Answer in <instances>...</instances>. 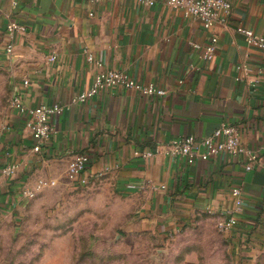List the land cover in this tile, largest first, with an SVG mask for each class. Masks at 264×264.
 Wrapping results in <instances>:
<instances>
[{
    "label": "crops",
    "instance_id": "1",
    "mask_svg": "<svg viewBox=\"0 0 264 264\" xmlns=\"http://www.w3.org/2000/svg\"><path fill=\"white\" fill-rule=\"evenodd\" d=\"M168 1L147 6L137 0H0V74L7 77L11 99L64 107L51 119V140L36 152L26 116L10 104L0 130V172L10 162L19 168L0 186V212L22 211L30 201L23 190L38 178L56 179L57 185L69 180V163L86 153L88 185L130 205L131 230L162 236L200 225L217 230L221 219L235 214L236 226L218 230L234 264H256L264 255V49L249 46L237 27L264 35V0H230L229 25L209 29ZM11 21L25 31L9 53ZM212 36L218 38L217 52L206 61L192 43L205 46ZM86 51L104 69L127 72L166 94L111 86L76 100L100 70ZM223 123L237 126L245 146L258 153L253 169H246L243 155L223 153L188 164L164 150L172 139L203 138ZM147 150L155 154L137 153ZM130 183L146 188L130 189ZM235 187L242 189L239 210L231 194Z\"/></svg>",
    "mask_w": 264,
    "mask_h": 264
},
{
    "label": "rangeland",
    "instance_id": "2",
    "mask_svg": "<svg viewBox=\"0 0 264 264\" xmlns=\"http://www.w3.org/2000/svg\"><path fill=\"white\" fill-rule=\"evenodd\" d=\"M6 80L0 74V130L11 102ZM115 199L104 187L67 180L22 211L0 212V264H234L226 238L211 225L165 236L134 231L130 205Z\"/></svg>",
    "mask_w": 264,
    "mask_h": 264
},
{
    "label": "built area",
    "instance_id": "3",
    "mask_svg": "<svg viewBox=\"0 0 264 264\" xmlns=\"http://www.w3.org/2000/svg\"><path fill=\"white\" fill-rule=\"evenodd\" d=\"M137 1L140 4L147 6L155 4V0ZM14 3L16 4V1H14ZM168 3L173 7L181 8L184 16L199 19L206 29L212 28L215 25L228 26L233 13V4L230 0H169ZM90 14L93 15L92 12ZM24 31V25L18 22L11 21L8 23L7 32L10 42L7 45V51L9 53L13 52L16 35ZM237 31L244 36L245 41L249 46L264 49L263 34L244 26H238ZM217 42L218 38L212 36L210 42L205 46H202L199 43H192V45L196 49L202 50V58L204 60L211 61L217 52ZM87 54L88 61L96 63L100 67V70L96 75L92 86L86 91L80 93L76 100L86 101L100 93L106 87L111 86H124L145 96H163L166 94L164 89L158 88L153 84L140 82L127 72L114 69H104L103 63L100 60L96 59L90 52H87ZM56 58V55H51L49 57L51 61L56 60ZM242 68L248 70L247 67ZM24 84H29V80L25 79ZM10 104L26 116V127L30 129L33 138L36 141L33 150L36 152L40 151L42 146L48 143L55 133L51 122L52 117L62 113L64 107L58 104H40L30 107L25 105L19 96H13ZM164 150L170 156L183 157L188 164H193L198 159L208 160L211 157L223 153L232 156L243 155L248 161L246 166L247 170L253 169L254 163L258 158V153L254 150L248 149L243 143L239 128L227 123H223L215 129L211 135L203 138H197L194 135H187L172 139L164 146ZM158 151L161 152V149L159 148ZM137 153H140L146 158L155 154V152L149 150ZM89 160L90 157L86 153H79L74 156L67 169V178L70 182L79 185H87L90 182L91 177L86 174ZM18 168V163L11 162L3 166L0 172V186L4 184L5 179L14 177L18 172ZM96 175L100 176L102 173H96ZM56 185V179L41 177L35 181L33 186L25 188L23 194L27 200H32L39 193ZM128 187L140 191L146 188V184L130 183ZM162 188H165V185H162ZM231 194L234 197L236 210H239L243 204L242 189L240 187H235L232 189ZM237 224L238 218L235 214H232L228 218L221 219L217 226L220 231H227Z\"/></svg>",
    "mask_w": 264,
    "mask_h": 264
},
{
    "label": "trees",
    "instance_id": "4",
    "mask_svg": "<svg viewBox=\"0 0 264 264\" xmlns=\"http://www.w3.org/2000/svg\"><path fill=\"white\" fill-rule=\"evenodd\" d=\"M263 256V255H262ZM261 257V256H260Z\"/></svg>",
    "mask_w": 264,
    "mask_h": 264
}]
</instances>
